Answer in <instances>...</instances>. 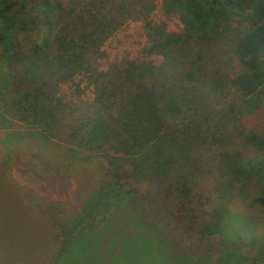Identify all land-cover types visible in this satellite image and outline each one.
I'll return each instance as SVG.
<instances>
[{"label": "trees", "instance_id": "1", "mask_svg": "<svg viewBox=\"0 0 264 264\" xmlns=\"http://www.w3.org/2000/svg\"><path fill=\"white\" fill-rule=\"evenodd\" d=\"M108 2L0 0V59L12 67H0L4 93L10 86L23 84L19 100L41 120L59 117L53 113L56 102L52 100L59 82L86 73L94 87L92 101L82 109L74 107L76 113L66 116L65 135L75 144L67 155L85 151L83 157L88 159L94 154L105 163L110 180L89 199L90 209L83 210V219L73 217L67 226L55 221L54 213L47 215L40 209L44 201L36 202L55 224L52 229L60 243L58 253L70 244L72 236L79 235L86 217L103 219L111 206L122 203L147 226L151 240L163 237L171 242L166 237L174 238V224L196 219L200 235L221 237L235 182L244 172L259 175L256 201L264 207V167L244 165V157L236 150L217 149L212 164L205 169L189 157L196 141L202 143L205 135L195 128L194 119L188 118L206 98L189 87L201 79V54L192 46L205 45L208 50L222 46L224 70L207 78L217 92L223 87L241 96L264 93V0H162L164 13L177 14L180 31L144 19L148 42L143 47L144 56L98 69L91 60L103 56L101 44L119 21L101 15ZM118 3L122 14L136 4L142 18L154 6L152 0ZM30 133L49 142L39 129ZM238 133L243 145L256 151L264 149L261 133ZM194 171L212 178L211 194L192 192ZM125 181L142 182L144 189L135 194L136 188L123 187ZM193 197L197 198L194 206ZM143 203L148 210L143 211ZM203 203L208 209L200 208Z\"/></svg>", "mask_w": 264, "mask_h": 264}, {"label": "rangeland", "instance_id": "2", "mask_svg": "<svg viewBox=\"0 0 264 264\" xmlns=\"http://www.w3.org/2000/svg\"><path fill=\"white\" fill-rule=\"evenodd\" d=\"M152 2L153 9L145 18L136 4L123 14L118 10V0H109L104 5L101 15L119 21L101 44L103 56L92 59V65L104 69L111 62L119 64L143 57V47L148 44L144 19L162 22L170 31H180L177 14L164 13L160 7L162 0ZM221 47L208 50L205 45L192 46L201 54L198 60L201 79L189 87L206 98L194 115L188 117L205 134L202 143L196 141L197 147L189 157L205 169L212 164L217 149L236 150L244 157V165L264 167V149L256 151L243 145L236 136L240 130L264 136V93L241 96L232 88L214 90L207 78L219 76L224 70L225 53ZM0 67L12 70L10 63L1 59ZM1 73L3 79L4 72ZM24 87L13 85L6 93L0 87V264H264V207L256 201L259 175L253 172H244L235 182L222 221L221 237L200 235L196 219L181 220L176 225L171 221L176 227L175 236L166 238L172 244L163 237L151 240L147 226L122 203L111 206L103 219H98L99 214L94 215L98 220L86 217L79 235L72 236L70 244L58 253L60 243L54 239L52 229L55 224L47 215L54 213L53 219L66 226L73 217L80 216L82 220L83 210L90 209L92 196L110 180L105 163L94 154L88 159L83 157L85 151L71 154L72 157L67 155L75 144L65 135L66 116L71 111L76 113L74 107L82 109L92 101L94 87L86 73L59 82L52 98L56 102L53 113L59 117L41 120L25 109L27 103L19 100L18 93ZM29 129L31 132L39 129L49 142H43L41 135L32 136ZM211 183L212 178L199 171H194L190 178L193 193L211 194ZM123 187L136 188L134 193L139 194L144 184L125 181ZM40 200L44 202L39 207L47 215L37 207ZM195 202L197 198L193 197V206ZM143 207V211L148 210L146 203ZM200 208L208 209V205L203 203Z\"/></svg>", "mask_w": 264, "mask_h": 264}]
</instances>
